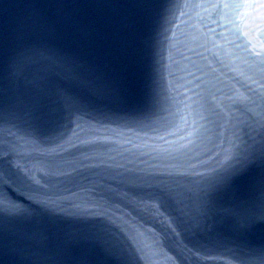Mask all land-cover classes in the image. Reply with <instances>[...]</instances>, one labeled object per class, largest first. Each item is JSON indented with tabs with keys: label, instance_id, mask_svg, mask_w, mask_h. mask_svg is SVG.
Here are the masks:
<instances>
[{
	"label": "water",
	"instance_id": "1",
	"mask_svg": "<svg viewBox=\"0 0 264 264\" xmlns=\"http://www.w3.org/2000/svg\"><path fill=\"white\" fill-rule=\"evenodd\" d=\"M0 264H18L0 222Z\"/></svg>",
	"mask_w": 264,
	"mask_h": 264
},
{
	"label": "snow or ice",
	"instance_id": "2",
	"mask_svg": "<svg viewBox=\"0 0 264 264\" xmlns=\"http://www.w3.org/2000/svg\"><path fill=\"white\" fill-rule=\"evenodd\" d=\"M262 6H264V5H262ZM183 124L185 126V130H187V128L189 127L187 119L183 120ZM192 127L194 128V123H193ZM194 135H195V131H188L187 132V138H188L189 143L192 142L191 137H193ZM182 139H185V137H182Z\"/></svg>",
	"mask_w": 264,
	"mask_h": 264
}]
</instances>
